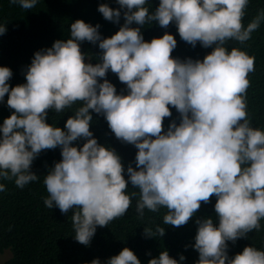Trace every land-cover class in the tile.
<instances>
[{"label": "clouds", "instance_id": "obj_1", "mask_svg": "<svg viewBox=\"0 0 264 264\" xmlns=\"http://www.w3.org/2000/svg\"><path fill=\"white\" fill-rule=\"evenodd\" d=\"M37 2L10 0L23 9ZM115 2L118 8L102 3L97 9L98 23L119 24L123 16L110 38L102 37L99 24L77 19L70 24V38L27 60L21 72L25 83L10 86L12 66L0 67V103L7 94L6 105L13 110L0 119V179L15 178L23 188L38 179L31 166L40 153L59 148L61 159L43 176L48 193L43 202L62 214L71 210L74 239L85 246L97 227L123 219L137 195L140 217L145 209L164 208L163 223L174 227L185 225L201 202L214 196L215 220L195 221V264H264V250L251 245L240 252L228 244L263 228L264 130L253 127L247 113V76L255 58L227 47L230 40L248 41L264 12L245 26L249 0H159L151 14L145 6L149 0ZM146 23L163 29L174 25L189 45L172 56L174 35L165 31L146 41L141 31ZM6 30L0 24V35ZM85 41L100 50L95 64L81 51ZM109 71L127 94L106 78ZM77 102L63 129L47 122L49 110L62 113ZM169 106L178 117L165 130ZM92 113L106 120L114 145L98 143L90 131ZM143 234L163 237L165 228L145 227ZM184 260L163 250L148 264ZM90 264L102 262L96 258ZM103 264L141 261L125 247Z\"/></svg>", "mask_w": 264, "mask_h": 264}, {"label": "trees", "instance_id": "obj_2", "mask_svg": "<svg viewBox=\"0 0 264 264\" xmlns=\"http://www.w3.org/2000/svg\"><path fill=\"white\" fill-rule=\"evenodd\" d=\"M102 3L112 8L119 7L115 0H38L34 8L23 9L18 4L10 3V0H0V24L7 25L5 34L0 35V67H8L7 64L12 66L10 69L13 75L8 82L10 86L25 83V74L21 72L27 60L32 59L40 49L50 48L56 40L70 38V24L77 19L93 26L99 24V32L104 38L114 35L124 22L123 16L119 24L110 21L98 23L102 14L97 9ZM158 4L159 0H149L145 6L151 14ZM244 11L242 23L246 26L264 12V0H249ZM141 31L146 41L161 37L165 31L173 34L177 40V47L172 53L174 57H178L180 51L189 45L181 40L172 24L163 29L156 23H146ZM227 47L229 50L239 48L255 58L254 71L247 76L250 81L246 92L247 113L252 126L264 130V20L252 32L248 41L241 44L230 40ZM81 51L93 64L98 62V46L85 41L81 44ZM106 78L114 84L118 93L123 90L127 94L126 85L114 73L109 71ZM6 100L7 94L5 103H0V119L4 112L10 116L13 111L6 105ZM79 106L77 102L62 113L49 110L47 122L63 129L68 117ZM169 107L172 116L164 119L165 130L178 117L176 110ZM92 115L90 131L98 143L114 145L117 139L108 128L106 120L95 113ZM60 159L59 148L42 151L31 166L38 179L23 188L16 186L15 178L0 179V184L5 186V190L0 192V254L8 250L11 254V258L0 264H90L96 258L103 264L125 247L134 252L141 264H148L150 259L158 257L163 250H167L170 257L177 260L183 255V264H195L199 258L198 252L191 246L197 230L195 221L205 217H213L215 220L214 196L210 198V203L201 202L200 209L185 225L174 227L163 223L166 212L164 208L155 213L145 209L143 217H140L136 212L137 195L132 198L123 219L115 218L107 226L97 227L90 244L85 246L74 239L71 210L62 214L58 208L49 209L43 202L48 196L43 176ZM127 192L133 191L128 188ZM261 222L263 228L259 231L253 230L247 234L248 238H240L234 244H228L237 246L240 252L251 245L264 250V219ZM156 226L165 228L163 237L144 236L145 227L155 229Z\"/></svg>", "mask_w": 264, "mask_h": 264}, {"label": "rangeland", "instance_id": "obj_3", "mask_svg": "<svg viewBox=\"0 0 264 264\" xmlns=\"http://www.w3.org/2000/svg\"><path fill=\"white\" fill-rule=\"evenodd\" d=\"M9 251V250H8ZM11 257L10 253L0 254V262L3 263Z\"/></svg>", "mask_w": 264, "mask_h": 264}]
</instances>
